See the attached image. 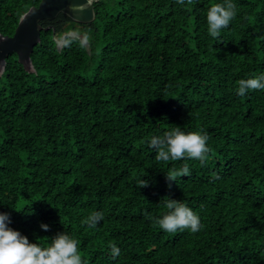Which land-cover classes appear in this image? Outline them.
Instances as JSON below:
<instances>
[{"label": "trees", "instance_id": "trees-1", "mask_svg": "<svg viewBox=\"0 0 264 264\" xmlns=\"http://www.w3.org/2000/svg\"><path fill=\"white\" fill-rule=\"evenodd\" d=\"M38 2L0 0V34L12 35L22 9ZM233 2L237 15L218 39L206 12L223 0H97L91 22L45 24L33 71L8 54L0 75L8 227L42 246L66 232L85 264H264V90L236 91L240 79L264 74V0ZM176 126L208 135L206 165L156 161L147 142ZM185 164L190 175L166 180ZM165 196L199 216L198 232L171 234L146 218L166 211ZM94 211L104 218L89 227Z\"/></svg>", "mask_w": 264, "mask_h": 264}, {"label": "clouds", "instance_id": "clouds-1", "mask_svg": "<svg viewBox=\"0 0 264 264\" xmlns=\"http://www.w3.org/2000/svg\"><path fill=\"white\" fill-rule=\"evenodd\" d=\"M186 2L187 5L193 4V0H186ZM176 3L184 5L185 0H176ZM236 15L237 9L233 0H223V3H214L209 6L206 12L208 34L218 39L222 30L229 26ZM79 37L85 42L84 37ZM250 90H264V74L238 81L236 89L238 95L245 96ZM208 139V135L202 130L184 132L176 126L165 131L162 136H152L147 143L155 150L156 161L168 162L187 158L197 160L201 166H204L208 163L207 154L210 152ZM188 175H190V169L187 164L165 173L166 180L169 182H176L178 177ZM214 178L218 176L214 174ZM147 186L148 182L141 179L138 187ZM165 197L163 207L166 211L159 217H153L146 212V218L155 226L171 234L186 229L193 233L198 232L202 227L199 216L182 200ZM103 218L102 212L94 211L83 223L89 227H95ZM9 222L8 214L0 212V264H85L78 248V241L68 233H58L46 246H42L29 242L26 236L8 227ZM40 227L45 231L49 228L44 223H41ZM110 251L114 258L120 254V249L114 243L110 244Z\"/></svg>", "mask_w": 264, "mask_h": 264}, {"label": "water", "instance_id": "water-1", "mask_svg": "<svg viewBox=\"0 0 264 264\" xmlns=\"http://www.w3.org/2000/svg\"><path fill=\"white\" fill-rule=\"evenodd\" d=\"M96 1L91 0L89 3V0H39L37 5L30 6L26 12H23V8L13 34H0V75L10 53L17 55L18 62L25 70L33 71L30 54L34 45L40 41V31L47 28L45 24L56 23L61 18H71L78 23L91 22L95 18ZM65 35L63 34L62 39L57 42L58 45L63 42Z\"/></svg>", "mask_w": 264, "mask_h": 264}]
</instances>
